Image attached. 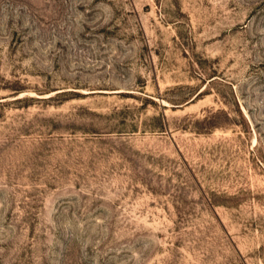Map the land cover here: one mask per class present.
Here are the masks:
<instances>
[{"label":"rangeland","instance_id":"374dc122","mask_svg":"<svg viewBox=\"0 0 264 264\" xmlns=\"http://www.w3.org/2000/svg\"><path fill=\"white\" fill-rule=\"evenodd\" d=\"M0 264H264V0H0Z\"/></svg>","mask_w":264,"mask_h":264}]
</instances>
